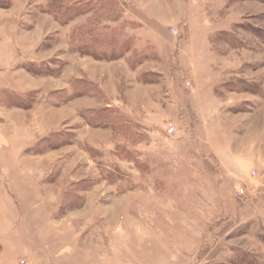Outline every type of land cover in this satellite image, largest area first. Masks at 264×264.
Wrapping results in <instances>:
<instances>
[{
    "label": "rangeland",
    "instance_id": "rangeland-1",
    "mask_svg": "<svg viewBox=\"0 0 264 264\" xmlns=\"http://www.w3.org/2000/svg\"><path fill=\"white\" fill-rule=\"evenodd\" d=\"M2 55L18 264H264V0H0Z\"/></svg>",
    "mask_w": 264,
    "mask_h": 264
},
{
    "label": "crops",
    "instance_id": "crops-1",
    "mask_svg": "<svg viewBox=\"0 0 264 264\" xmlns=\"http://www.w3.org/2000/svg\"><path fill=\"white\" fill-rule=\"evenodd\" d=\"M1 58H2L0 60L1 64H6L7 59L4 58L3 55L1 56ZM118 62L120 61H115V64ZM1 69L2 68L0 67V70ZM7 232H9L8 235L11 234L10 240L12 242H9V237H7ZM33 235H36V234H33ZM12 243H14V245ZM19 248L22 249L21 253L18 252L14 256H13L14 253L13 254L10 253L13 249H19ZM32 253L33 252L31 251V245L25 244L24 242L22 243V238L18 232L14 230L9 231V229L7 228L3 229V231H0V264H18L19 260L22 257L30 258L29 255H31ZM20 254H22V256H20ZM31 262H33L31 264H40V263H36V261L34 263V260Z\"/></svg>",
    "mask_w": 264,
    "mask_h": 264
},
{
    "label": "built area",
    "instance_id": "built-area-1",
    "mask_svg": "<svg viewBox=\"0 0 264 264\" xmlns=\"http://www.w3.org/2000/svg\"><path fill=\"white\" fill-rule=\"evenodd\" d=\"M171 130L173 131V129L171 128Z\"/></svg>",
    "mask_w": 264,
    "mask_h": 264
}]
</instances>
